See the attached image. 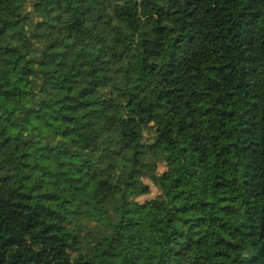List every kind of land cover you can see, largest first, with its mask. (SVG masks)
Here are the masks:
<instances>
[{
	"label": "trees",
	"instance_id": "obj_1",
	"mask_svg": "<svg viewBox=\"0 0 264 264\" xmlns=\"http://www.w3.org/2000/svg\"><path fill=\"white\" fill-rule=\"evenodd\" d=\"M0 264H264V0H0Z\"/></svg>",
	"mask_w": 264,
	"mask_h": 264
},
{
	"label": "rangeland",
	"instance_id": "obj_2",
	"mask_svg": "<svg viewBox=\"0 0 264 264\" xmlns=\"http://www.w3.org/2000/svg\"><path fill=\"white\" fill-rule=\"evenodd\" d=\"M164 171V167L159 165L158 174H161ZM145 184L149 186V194L141 196L137 200L140 203H151L155 207H159L163 204V198L161 197L160 191L157 187H155L149 180H143Z\"/></svg>",
	"mask_w": 264,
	"mask_h": 264
}]
</instances>
